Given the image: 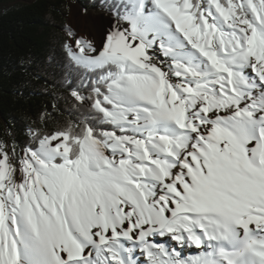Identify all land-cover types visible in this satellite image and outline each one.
<instances>
[{
	"label": "snow or ice",
	"instance_id": "1",
	"mask_svg": "<svg viewBox=\"0 0 264 264\" xmlns=\"http://www.w3.org/2000/svg\"><path fill=\"white\" fill-rule=\"evenodd\" d=\"M106 7L83 126L0 142V264H264V0Z\"/></svg>",
	"mask_w": 264,
	"mask_h": 264
},
{
	"label": "trees",
	"instance_id": "2",
	"mask_svg": "<svg viewBox=\"0 0 264 264\" xmlns=\"http://www.w3.org/2000/svg\"><path fill=\"white\" fill-rule=\"evenodd\" d=\"M109 10L111 0H74ZM0 142L16 151L42 135L83 126L91 113L70 95L79 76L68 75L65 48L68 0H0ZM80 71H83L82 69ZM87 96V90L82 92Z\"/></svg>",
	"mask_w": 264,
	"mask_h": 264
},
{
	"label": "rangeland",
	"instance_id": "3",
	"mask_svg": "<svg viewBox=\"0 0 264 264\" xmlns=\"http://www.w3.org/2000/svg\"><path fill=\"white\" fill-rule=\"evenodd\" d=\"M68 1H69L70 6L68 7V17H67V22H66L65 33L67 35L68 43H71L73 45V48H74V45H75V39L81 38V37L85 38V35L87 34V32H86V30H80V27L79 26H76L74 24L73 25L70 24V16H71V13L72 12H75V14L78 17V20H79V18L82 17V14L84 12V9H87V12H95V13H98V14L100 13L99 14L100 16H98V19L101 20V22H102L101 24L103 25V27H105L102 30V32L108 28L110 21H108V17H103L101 14H104V13L105 14H111L110 10H104V9H101L100 10V9H98L96 7L95 8L89 7L88 8L85 5H81L77 1H74V0H68ZM2 6H3V4H0V8H2ZM112 23H113V21H112ZM75 26H76V28H75ZM69 30H71L74 33V36H71L70 37L68 35V31ZM84 33H85V35H84ZM21 150L17 152V159L19 158V154H20ZM199 251H200L199 249H193V250H190V251L185 252V255H194V254L198 253Z\"/></svg>",
	"mask_w": 264,
	"mask_h": 264
},
{
	"label": "bare ground",
	"instance_id": "4",
	"mask_svg": "<svg viewBox=\"0 0 264 264\" xmlns=\"http://www.w3.org/2000/svg\"><path fill=\"white\" fill-rule=\"evenodd\" d=\"M99 14L95 13V12H86V14H85V12H83L82 17L79 18V20H78V17L75 14V12H72L71 16H70V24H72V25L74 24L76 26H79L80 30H86L87 34L85 35V33H84L86 39L93 40V41H96L97 43H99L100 37L102 34V30L105 28L101 24L102 23L101 20L98 19V16H100ZM101 15L103 17H108V21H110L109 22V26H110L112 21H113L112 15L111 14H105V13L101 14ZM76 26H75V28H76Z\"/></svg>",
	"mask_w": 264,
	"mask_h": 264
}]
</instances>
